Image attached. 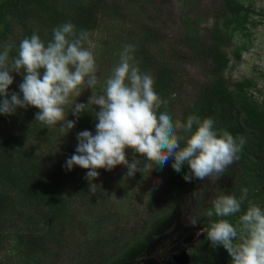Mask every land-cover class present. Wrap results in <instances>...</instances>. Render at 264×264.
<instances>
[{
    "label": "trees",
    "instance_id": "1",
    "mask_svg": "<svg viewBox=\"0 0 264 264\" xmlns=\"http://www.w3.org/2000/svg\"><path fill=\"white\" fill-rule=\"evenodd\" d=\"M220 1L225 12L238 14L244 9L236 0ZM102 10V0H2L0 53L10 44L11 64L18 57L23 39L35 33L47 45L53 40V29L69 22L77 33L87 31L90 37ZM231 46V37L215 28L206 41L189 35L177 39L170 44V54L165 59L158 58L145 46L135 49L134 63L142 73L153 77L154 91L167 101L164 111L176 108L171 116L174 123H186L190 115L201 120L212 118L216 130H226L234 138L242 136L246 143L238 153L239 159L216 180L186 182L183 176L188 172L187 166L177 173L170 158L163 175V209L152 221H144L135 234L108 255L100 239L81 240L76 232L81 227L72 206H86L93 193L85 186L64 193L69 136L60 131L61 122L49 128L35 120L39 109L32 106L17 108L12 115L0 114V264H17L6 260L4 251L19 257V264L44 263V255L61 257L65 254L67 238H74L75 248L89 251L79 264H127L145 252L153 236L162 233L166 227L161 228L164 221L167 228L175 221L180 228L189 221L191 228L193 219L210 227L221 219L206 215L213 200L221 195L239 200L244 188L248 193L241 211L224 219L236 227L248 201L264 210V108L249 99L244 83L225 76L229 63L227 49ZM193 61L206 66L207 78L194 80L184 71ZM24 74L23 70L12 73L14 81L8 89L9 99L13 92L22 98L19 85ZM65 114L76 118L69 103L65 105ZM179 134L190 135L183 131ZM180 143L183 147L185 141ZM147 162L144 158L141 166ZM222 176L228 180L223 188L217 183ZM51 242L56 243L55 250L50 249ZM187 262L231 264V257L223 246L213 248L203 233L201 241L187 252Z\"/></svg>",
    "mask_w": 264,
    "mask_h": 264
},
{
    "label": "clouds",
    "instance_id": "2",
    "mask_svg": "<svg viewBox=\"0 0 264 264\" xmlns=\"http://www.w3.org/2000/svg\"><path fill=\"white\" fill-rule=\"evenodd\" d=\"M91 47L89 33H77L70 22L54 28L53 40L47 45L35 33L23 39L18 57L11 64L12 46L6 45L0 53V114L12 115L17 108L32 106L39 109L35 120L49 128L62 122L60 131L67 134L75 127V121L65 116L69 98L73 94L80 96L85 84L91 89L97 84ZM134 51L133 45L124 46L119 63L106 80L104 94L92 95L87 105L73 104L71 112L77 119L88 105L98 106L99 111L94 113L98 123L95 134L88 130L77 134L78 144L75 153L66 160V169L74 166L87 169L85 178L91 182L98 178V169L111 171L124 165L127 176L131 177L138 171L137 161L133 159L129 163L126 158V150L131 149L151 162L145 165L148 171L154 166L162 169L171 158V167L177 173L187 166L188 172L183 176L186 182L218 179L239 159L245 138H234L226 130H216L212 118L201 120L190 115L186 123H174L167 111L157 114L167 101L154 91L153 77L142 73L133 62ZM41 69L44 70L42 75ZM22 70L25 73L19 85L22 98L13 92L9 99L8 89L14 81L12 73L19 74ZM180 131L190 135L182 136ZM182 140L185 141L183 147ZM247 193L248 189L244 188L239 200L231 195L214 199L206 215L221 219L202 228L201 232L206 233L213 248L223 246L231 257V264H264V210L248 201L247 210L238 217L236 227L224 219L241 211ZM150 199L149 192L148 203ZM197 223L195 219L190 221L192 226Z\"/></svg>",
    "mask_w": 264,
    "mask_h": 264
},
{
    "label": "rangeland",
    "instance_id": "3",
    "mask_svg": "<svg viewBox=\"0 0 264 264\" xmlns=\"http://www.w3.org/2000/svg\"><path fill=\"white\" fill-rule=\"evenodd\" d=\"M236 1L244 7L238 14L225 12L220 0H102L103 10L98 25L89 37L92 44L90 50L96 61L97 84L92 89L85 84L78 97L73 94L69 98L70 109L75 102L87 105L92 95L104 94L106 80L119 63L125 45H133L135 49L145 46L158 58L165 59L170 54V44L177 39L189 35L206 41L215 28L226 32L232 39V46L227 49L229 63L225 76L244 83L249 99L264 108V0ZM133 55L135 61V51ZM184 71L194 80L207 78L206 66L198 61L188 64ZM96 111H99L98 106L90 104L79 119L65 114L68 120L75 121V127L68 132L66 160L75 153L79 132L88 130L95 134L98 123L94 114ZM161 111H164L163 104L157 114ZM175 111L176 108H170L167 112L172 116ZM141 157L131 149L126 150L129 163L135 159L138 165V171L131 177L127 176L128 170L124 165H118L111 171L98 169V178L91 182L85 178L87 169L79 166L66 169L65 194L79 186H85L93 193L86 206H72L81 227L76 232L81 240L100 239L107 255L135 234L144 221H152L163 209L166 165L162 169L154 166L146 173L147 168L141 166V160L145 157ZM150 163L148 161L145 165ZM217 183L223 188L228 180L222 176ZM149 192L150 203L147 202ZM188 223L180 228L175 221L167 228L168 223L164 221L162 226L159 225L161 228L166 226L162 228V233L152 238L155 241L162 238V243L157 245L159 248L173 246L176 262L180 264H188L186 254L201 241V229L205 227L199 222L188 228ZM198 232L201 234L197 235ZM73 239L67 238L65 241L63 256L44 255V263L41 264L81 263L89 251L75 248ZM49 246L51 250L57 247L55 242L49 243ZM9 254L6 251L2 253L6 260L19 264V257L14 253Z\"/></svg>",
    "mask_w": 264,
    "mask_h": 264
},
{
    "label": "flooded vegetation",
    "instance_id": "4",
    "mask_svg": "<svg viewBox=\"0 0 264 264\" xmlns=\"http://www.w3.org/2000/svg\"><path fill=\"white\" fill-rule=\"evenodd\" d=\"M186 227H188V225ZM165 230L166 228L164 231ZM161 239L160 237L157 241L152 239L148 241L149 244L145 248V252L133 262L127 264H180L176 262V254H174L173 251L175 248L173 246L165 245L164 248L157 247L159 243H162Z\"/></svg>",
    "mask_w": 264,
    "mask_h": 264
}]
</instances>
